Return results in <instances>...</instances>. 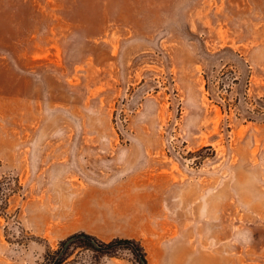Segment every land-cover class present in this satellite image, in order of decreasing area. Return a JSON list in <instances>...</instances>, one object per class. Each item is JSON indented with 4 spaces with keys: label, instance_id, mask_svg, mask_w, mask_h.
Segmentation results:
<instances>
[{
    "label": "rangeland",
    "instance_id": "374dc122",
    "mask_svg": "<svg viewBox=\"0 0 264 264\" xmlns=\"http://www.w3.org/2000/svg\"><path fill=\"white\" fill-rule=\"evenodd\" d=\"M78 233L264 264V0H0V264Z\"/></svg>",
    "mask_w": 264,
    "mask_h": 264
},
{
    "label": "trees",
    "instance_id": "16d2710c",
    "mask_svg": "<svg viewBox=\"0 0 264 264\" xmlns=\"http://www.w3.org/2000/svg\"><path fill=\"white\" fill-rule=\"evenodd\" d=\"M121 252L130 254V264H149L145 248L136 240L115 239L106 243L86 233L61 241L57 250L47 253L44 264H80L84 256H88L89 264H97L103 258H120Z\"/></svg>",
    "mask_w": 264,
    "mask_h": 264
},
{
    "label": "crops",
    "instance_id": "0c3cea01",
    "mask_svg": "<svg viewBox=\"0 0 264 264\" xmlns=\"http://www.w3.org/2000/svg\"><path fill=\"white\" fill-rule=\"evenodd\" d=\"M176 253V252H175ZM182 252L181 251H177L176 255L173 256V263L174 264H185L186 262V259L184 258L183 254H181ZM160 259L162 258H166L164 252L162 253V255L159 256ZM181 259V260H180ZM163 260V259H162ZM194 261V260H192ZM205 262V261H204ZM204 264H210V262H206Z\"/></svg>",
    "mask_w": 264,
    "mask_h": 264
}]
</instances>
